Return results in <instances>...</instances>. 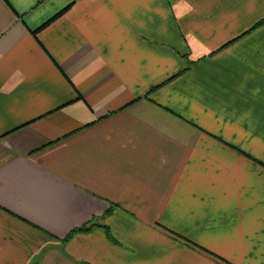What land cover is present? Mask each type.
I'll use <instances>...</instances> for the list:
<instances>
[{"label": "crops", "instance_id": "1", "mask_svg": "<svg viewBox=\"0 0 264 264\" xmlns=\"http://www.w3.org/2000/svg\"><path fill=\"white\" fill-rule=\"evenodd\" d=\"M0 264H264V0H0Z\"/></svg>", "mask_w": 264, "mask_h": 264}, {"label": "trees", "instance_id": "2", "mask_svg": "<svg viewBox=\"0 0 264 264\" xmlns=\"http://www.w3.org/2000/svg\"><path fill=\"white\" fill-rule=\"evenodd\" d=\"M108 212H110V209H109ZM89 228H90V227H89ZM89 228H88V227H81V228L75 230V232H76V231H86V230H88ZM109 238L112 239L110 235H109Z\"/></svg>", "mask_w": 264, "mask_h": 264}]
</instances>
